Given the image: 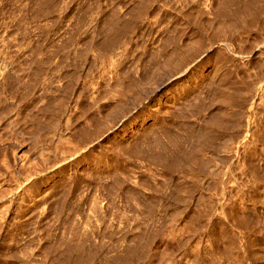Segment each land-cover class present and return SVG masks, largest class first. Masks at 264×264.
<instances>
[{
	"label": "rangeland",
	"instance_id": "rangeland-1",
	"mask_svg": "<svg viewBox=\"0 0 264 264\" xmlns=\"http://www.w3.org/2000/svg\"><path fill=\"white\" fill-rule=\"evenodd\" d=\"M0 264H264V0H0Z\"/></svg>",
	"mask_w": 264,
	"mask_h": 264
}]
</instances>
